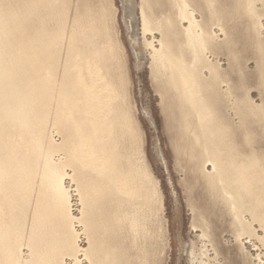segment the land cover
Instances as JSON below:
<instances>
[{
  "label": "bare ground",
  "instance_id": "obj_1",
  "mask_svg": "<svg viewBox=\"0 0 264 264\" xmlns=\"http://www.w3.org/2000/svg\"><path fill=\"white\" fill-rule=\"evenodd\" d=\"M102 5L70 19L71 0H0V264H159L163 200ZM140 8L193 229L209 242L225 224L239 238L263 230L264 0Z\"/></svg>",
  "mask_w": 264,
  "mask_h": 264
},
{
  "label": "rangeland",
  "instance_id": "obj_2",
  "mask_svg": "<svg viewBox=\"0 0 264 264\" xmlns=\"http://www.w3.org/2000/svg\"><path fill=\"white\" fill-rule=\"evenodd\" d=\"M140 2L141 0H71L70 19H73L77 5L94 8L103 4L102 6L110 14L112 35L116 37V41L119 39L121 49L124 50L123 53L125 52L123 55L124 59L126 56L129 90L131 91L129 100L132 102L131 106L144 136L147 163L159 183L163 200L161 217L165 235L161 238L159 264H264V229L262 230L257 223L252 225L251 235L242 234L240 238L233 235L229 225L220 224L224 225V229L214 227V231L218 235L214 237L213 243L204 238L200 230L193 229L195 228L194 214L188 205L186 187L182 183L183 177L175 168V159L168 143L167 134L164 132L165 119L161 113V98L151 80V49H148L143 41L151 42L152 37L150 35L144 37L142 34ZM131 18H136L135 25L132 24L135 22ZM136 38L138 43H134V41L137 42ZM251 59L247 61H251L250 63L245 62L248 73L251 69L250 73L253 72L256 67L255 59ZM221 64L224 68L227 66L225 60ZM250 94L251 100L255 104H259L258 100L261 98L257 90H252ZM54 135L56 136V133L52 135L53 139L60 143L61 139L58 134L56 137ZM157 145L160 147L166 165L159 158L156 150ZM68 181L65 182V187L72 197L71 213L74 218H78L80 213L77 206L80 204L76 200L77 197H74L76 196L75 188ZM213 221L215 220L213 219ZM76 230L79 233L81 229L77 228ZM78 244L82 250L88 248L84 237L79 238ZM80 260L82 261L84 258L81 257ZM82 264L88 263L84 260Z\"/></svg>",
  "mask_w": 264,
  "mask_h": 264
}]
</instances>
